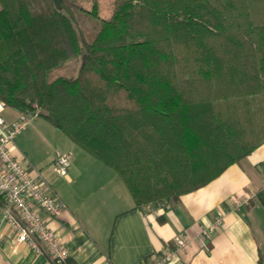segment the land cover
Instances as JSON below:
<instances>
[{"label": "trees", "instance_id": "1", "mask_svg": "<svg viewBox=\"0 0 264 264\" xmlns=\"http://www.w3.org/2000/svg\"><path fill=\"white\" fill-rule=\"evenodd\" d=\"M112 5L86 42L71 0H0V102L114 171L135 208L173 205L264 142V0Z\"/></svg>", "mask_w": 264, "mask_h": 264}, {"label": "crops", "instance_id": "2", "mask_svg": "<svg viewBox=\"0 0 264 264\" xmlns=\"http://www.w3.org/2000/svg\"><path fill=\"white\" fill-rule=\"evenodd\" d=\"M1 116L6 123L20 117L7 107ZM28 125L14 137L10 151L51 180L50 162L56 154L79 155L81 149L42 118L34 117ZM251 134L261 137L264 132ZM88 167L96 171L84 177ZM62 179L68 189L55 193L64 210L59 219L46 223L76 264H151V256L173 250L177 234L187 236L190 244L168 264H264V208L256 198L264 188V142L173 205L135 208L117 174L97 162H73L69 177ZM217 219L221 224L212 228ZM202 228L208 232L200 238ZM0 264L55 263L48 255L17 244L0 218Z\"/></svg>", "mask_w": 264, "mask_h": 264}, {"label": "built area", "instance_id": "3", "mask_svg": "<svg viewBox=\"0 0 264 264\" xmlns=\"http://www.w3.org/2000/svg\"><path fill=\"white\" fill-rule=\"evenodd\" d=\"M5 105L0 102V218L4 226L14 234L15 242L26 244L36 254H46L56 264L67 257L65 247L56 232L48 227L46 219H59L64 205L41 171L28 164L25 157L15 159L10 151L14 137L25 130L34 117L21 116L6 123L1 112ZM71 156L67 152L57 153L51 163L54 174L67 179L70 173ZM248 198L245 199L247 201ZM166 205V203H162ZM220 219L212 225H220ZM202 228L200 238L207 235ZM190 239L181 234L173 238V250L165 249L154 255L152 264H168L177 251L185 249Z\"/></svg>", "mask_w": 264, "mask_h": 264}, {"label": "rangeland", "instance_id": "4", "mask_svg": "<svg viewBox=\"0 0 264 264\" xmlns=\"http://www.w3.org/2000/svg\"><path fill=\"white\" fill-rule=\"evenodd\" d=\"M71 1L75 6H78L79 8L78 10L75 11V17H74L75 23L79 29L78 31L82 34L86 42H91L94 39L95 35L97 34L98 30L101 28V24L104 21H107L109 17H111L113 0H96V4H95L97 6L95 11L96 15L92 14L93 0H71ZM80 62H81V58H79V56L71 57L66 62L62 63L58 67L49 71L47 76V81L51 82L58 77H64L68 79L75 78L78 73L76 69L77 70L79 69L78 67L80 66ZM79 152H80L79 155H74V154L71 155V160H69L71 162L70 172L72 171L73 168V162L76 164L81 161H89V162H97L98 164H100L103 170L112 173V171L108 170L104 165L94 160L93 157H91L84 151L79 150ZM95 171L96 170L94 169V167H88L84 169V175H86L84 177L90 176ZM51 176H52L51 180H47V178L45 176L44 177L49 182L52 189L55 190V192H57L60 195L64 189H68V185L65 183V181L62 178L55 175L54 172H52ZM86 186L89 187V184ZM85 190L86 193H88L89 191L92 192V189H85Z\"/></svg>", "mask_w": 264, "mask_h": 264}, {"label": "water", "instance_id": "5", "mask_svg": "<svg viewBox=\"0 0 264 264\" xmlns=\"http://www.w3.org/2000/svg\"><path fill=\"white\" fill-rule=\"evenodd\" d=\"M53 1V4H54V7L57 9V10H61V0H52Z\"/></svg>", "mask_w": 264, "mask_h": 264}]
</instances>
